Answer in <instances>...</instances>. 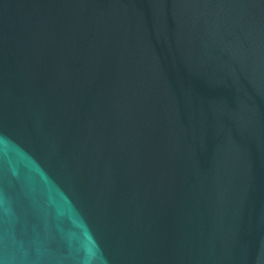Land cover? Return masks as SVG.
Listing matches in <instances>:
<instances>
[{
	"label": "water",
	"instance_id": "1",
	"mask_svg": "<svg viewBox=\"0 0 264 264\" xmlns=\"http://www.w3.org/2000/svg\"><path fill=\"white\" fill-rule=\"evenodd\" d=\"M0 264H264V0H0Z\"/></svg>",
	"mask_w": 264,
	"mask_h": 264
}]
</instances>
